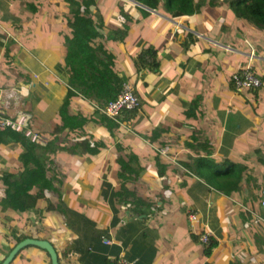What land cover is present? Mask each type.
Segmentation results:
<instances>
[{
  "label": "crops",
  "instance_id": "0c3cea01",
  "mask_svg": "<svg viewBox=\"0 0 264 264\" xmlns=\"http://www.w3.org/2000/svg\"><path fill=\"white\" fill-rule=\"evenodd\" d=\"M41 3L0 0V88L17 90L15 106L33 113L30 129L51 142L60 135L52 120L65 91V71L58 34L46 43L40 31L52 24ZM195 3L199 11L177 20L154 10L140 18L132 10L134 40L106 47L140 98L135 117L113 138L101 124L87 123L88 131L76 141L103 142L95 155L71 156L62 143H53V162L47 164L52 188L43 189L35 208L2 207L8 188L25 191L18 173L25 147L0 136V263L17 237H28L49 241L59 264H110L119 256L130 264H264V209L256 192L264 170L259 161L264 163V87L236 92L230 82L231 74L247 65L264 80V29L240 21L225 29L226 11L215 13L203 0ZM102 32L107 41L108 28ZM187 33L194 42L185 49L174 35ZM141 42L159 48L158 68L134 66ZM69 114L99 117L82 99ZM204 143L210 152L197 148ZM119 157L128 165L117 163ZM201 157L245 164L257 188L249 192L253 183L245 177L231 196L209 188L188 167ZM11 172L8 185L1 176ZM191 212L198 219L193 224ZM203 233L213 242L209 250L199 240ZM10 264L51 261L46 251L28 246Z\"/></svg>",
  "mask_w": 264,
  "mask_h": 264
},
{
  "label": "trees",
  "instance_id": "16d2710c",
  "mask_svg": "<svg viewBox=\"0 0 264 264\" xmlns=\"http://www.w3.org/2000/svg\"><path fill=\"white\" fill-rule=\"evenodd\" d=\"M203 1L215 13L226 11L225 23L223 24L225 29H229L232 23L237 21L264 29V0ZM45 3L48 7L46 18L52 24L50 23L51 25L47 26V29L40 31L43 32L46 43L49 37L58 34L59 42L62 45L60 66L65 71V81H63L65 91L52 120L53 124L59 126L60 135L45 145H39L30 141L22 131H16L9 127L0 130V136L15 139L25 147V152L19 156L20 170L18 171L20 179L25 184V191L20 190V188L12 191L8 188L1 202L2 207L12 208L20 212H25L29 207L35 208L38 199L42 197L43 189L49 191L52 188L51 178L48 177L49 166L47 167V164L52 161L50 153H54L56 149L53 148V143H62L60 147L68 149V154L71 156L81 157V155L87 153L95 155L105 145L103 142L97 139L90 141L88 138L76 141L78 136L85 135L88 131L87 123L101 124L113 138L127 120L135 117L140 106L138 95H136L138 105L133 109L124 110L116 119L107 117L98 109H94V112L99 115L98 118H93L87 114H69V108L79 99L89 102L93 108L95 105L98 107L104 106L107 101L116 98L124 82L130 81L127 76L119 75L115 63L116 56L113 51L107 49L106 45L111 44L113 46L117 41L126 44L134 40L135 35L131 33V29L135 26V18L131 16L132 10L137 9L140 18L150 17L149 11L154 10L171 20L190 16L199 11L195 0H46V2L42 0L41 5ZM84 8L87 10L85 11ZM31 9L32 12L37 14L38 6H34L33 2ZM111 18L119 21L120 24L110 22ZM104 28L109 30L107 41L104 40L102 32ZM23 31L21 29L19 35V41L22 45L25 41ZM32 35L31 33L28 38H32ZM174 40L181 41L179 45L185 49H187L189 43L194 42L190 33H187L186 37L178 34L174 35ZM142 45V42L139 43L140 50L134 53V66L137 67V70L143 71L158 68L159 48L154 45L147 47ZM230 82L233 90L236 91L231 79ZM255 90L257 89H245L236 92ZM16 110L18 112L23 108L16 106ZM26 110L33 114L31 110ZM63 138L65 141L62 140ZM72 138L75 140L72 141ZM200 147L206 148L208 152L211 151L208 145L205 147V143L197 145V148ZM259 161L264 164L260 159ZM117 163L122 166L128 165L120 157L117 158ZM188 167L192 175L202 179L209 188L225 196H231L233 193L239 192L240 183L244 180V177L250 184L253 183V187L249 188V192L257 188V186H254L257 182L256 176L254 177V174L247 172V166L239 161L225 158L222 163L217 164L210 158L201 157L192 159ZM13 175H15V172L5 173L1 178L9 185V178ZM263 178L264 170L262 181ZM262 181L260 178L258 190L256 191L258 196ZM29 190L33 193H30ZM62 207L60 206V209ZM51 208L52 206L48 204L47 209ZM25 238L28 237H17L15 242L19 243ZM212 246L213 242L211 241L207 245L208 250Z\"/></svg>",
  "mask_w": 264,
  "mask_h": 264
},
{
  "label": "built area",
  "instance_id": "2783aa9c",
  "mask_svg": "<svg viewBox=\"0 0 264 264\" xmlns=\"http://www.w3.org/2000/svg\"><path fill=\"white\" fill-rule=\"evenodd\" d=\"M230 79L236 91L245 89L253 90L264 87V80L255 74L250 65L244 66L232 73ZM16 94L17 90L15 89L0 88V130L9 127L16 131H22L23 134L30 139V141L39 145H45L48 143L47 135L31 130L28 125L31 118L30 113L26 110H19L17 112L14 104ZM137 105L138 98L133 86L129 82H124L115 99L107 101L102 107L95 105L93 109H98L107 117L116 119L124 110L133 109ZM11 109H15V112L11 113ZM259 204L261 208L264 209V178L260 190ZM188 220L193 224L198 220L197 214L195 212L189 213ZM199 240L201 243L208 245L210 242L209 234H201ZM104 242L109 243L110 241L105 239ZM110 264H130V262L122 256H119Z\"/></svg>",
  "mask_w": 264,
  "mask_h": 264
},
{
  "label": "water",
  "instance_id": "95a60500",
  "mask_svg": "<svg viewBox=\"0 0 264 264\" xmlns=\"http://www.w3.org/2000/svg\"><path fill=\"white\" fill-rule=\"evenodd\" d=\"M28 246L38 247L46 251L50 257L51 264H59L58 255L53 245L47 240L37 238H25L17 243L0 264H10L17 253Z\"/></svg>",
  "mask_w": 264,
  "mask_h": 264
},
{
  "label": "rangeland",
  "instance_id": "374dc122",
  "mask_svg": "<svg viewBox=\"0 0 264 264\" xmlns=\"http://www.w3.org/2000/svg\"><path fill=\"white\" fill-rule=\"evenodd\" d=\"M195 4H196V3H195ZM84 9H85V11L87 10L86 8H84ZM84 9H83V10H84ZM30 21H31V19H30Z\"/></svg>",
  "mask_w": 264,
  "mask_h": 264
}]
</instances>
